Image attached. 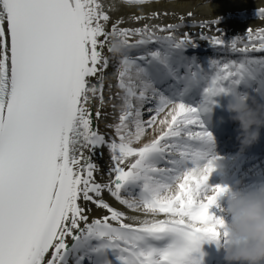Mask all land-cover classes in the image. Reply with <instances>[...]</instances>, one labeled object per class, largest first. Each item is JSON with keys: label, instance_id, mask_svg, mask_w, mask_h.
Listing matches in <instances>:
<instances>
[{"label": "snow or ice", "instance_id": "obj_1", "mask_svg": "<svg viewBox=\"0 0 264 264\" xmlns=\"http://www.w3.org/2000/svg\"><path fill=\"white\" fill-rule=\"evenodd\" d=\"M115 8L0 0V264H202L203 243L227 241L202 117L233 90L264 104V27L226 41L217 19L151 23L169 15L154 11L130 27ZM200 41L216 54L207 69L188 55Z\"/></svg>", "mask_w": 264, "mask_h": 264}, {"label": "bare ground", "instance_id": "obj_2", "mask_svg": "<svg viewBox=\"0 0 264 264\" xmlns=\"http://www.w3.org/2000/svg\"><path fill=\"white\" fill-rule=\"evenodd\" d=\"M107 3L115 4V11L111 13L113 19L123 17L126 21L125 26L137 27L141 26L142 23L149 21H141L139 23L130 21L128 19L131 15L147 14L151 12H167L169 15H162L159 19L151 21V23L167 24L176 22V16L192 12L194 14L193 18L196 20H211L217 19L218 27L225 40H231L234 37L244 35L249 27H264V21L256 18L257 7L264 6V0H150V3L143 6H128L123 3V0H106ZM210 5V6H209ZM191 31H198V29H192ZM211 34V33H210ZM194 54H209L216 57L215 51L210 47L207 42L200 41L198 46L194 49H189ZM110 76V81L106 80L105 84L111 82L113 87L111 89V100L108 101L109 92L107 87L105 88V98L108 104H113L115 102V96L117 89L115 87L116 80L111 74L115 69L110 66L105 70ZM224 101H228L230 97L221 95ZM110 106L105 107L102 111L107 112L108 115L100 122L101 131L108 132L106 125L109 124L108 119L111 117ZM108 154L107 150H104L103 157H97V163L101 166V171L106 173ZM223 165L222 169H216L208 180L209 185H227V186H240L246 190H254L258 186L250 181V176L252 175L249 169H243L242 165L244 161H235L232 158L221 159L219 161ZM259 173V172H258ZM248 186V187H247ZM247 187V188H246ZM105 198L109 200L116 207H121L114 200H112L107 194ZM225 198L218 199V205L221 200ZM93 207V215L100 216L105 214L103 210H97L95 206ZM210 213L222 217L226 222L230 221L229 215L223 210L217 209V206L210 208ZM228 217V218H227Z\"/></svg>", "mask_w": 264, "mask_h": 264}, {"label": "clouds", "instance_id": "obj_3", "mask_svg": "<svg viewBox=\"0 0 264 264\" xmlns=\"http://www.w3.org/2000/svg\"><path fill=\"white\" fill-rule=\"evenodd\" d=\"M115 51H121L118 42ZM225 96L230 97L225 107L231 119L238 122L243 152L260 139L264 129V104L250 101L237 90ZM222 167L218 164L213 172ZM220 198H226L224 211L230 216L226 222L227 241L221 246L227 264H264V185L254 190L227 186Z\"/></svg>", "mask_w": 264, "mask_h": 264}, {"label": "rangeland", "instance_id": "obj_4", "mask_svg": "<svg viewBox=\"0 0 264 264\" xmlns=\"http://www.w3.org/2000/svg\"><path fill=\"white\" fill-rule=\"evenodd\" d=\"M192 1H195V0H192ZM199 1H201V0H197V2H199ZM115 103L116 104H118L119 103V101L117 100V99H115ZM114 122V120L112 119V120H110V123H113ZM109 123V124H110ZM108 132L110 133L111 132V129H108Z\"/></svg>", "mask_w": 264, "mask_h": 264}]
</instances>
